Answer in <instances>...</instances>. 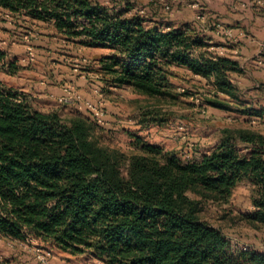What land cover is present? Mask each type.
Returning <instances> with one entry per match:
<instances>
[{"label":"trees","instance_id":"obj_1","mask_svg":"<svg viewBox=\"0 0 264 264\" xmlns=\"http://www.w3.org/2000/svg\"><path fill=\"white\" fill-rule=\"evenodd\" d=\"M126 6L0 0L1 10L48 24L69 43L109 50L99 73L111 87L171 104L175 71H184L211 85L201 107L237 105L264 122V109L249 108L234 82L244 74L240 63L210 51L198 24L146 20ZM6 59L0 51V74H16L17 64ZM100 130L92 117L64 119L34 109L0 78V236L25 241L30 235L106 264H264V255L234 249L203 217L207 204H228L246 181L254 209L246 220L264 230V133L226 128L208 153L184 162L139 137V152L112 149Z\"/></svg>","mask_w":264,"mask_h":264},{"label":"rangeland","instance_id":"obj_2","mask_svg":"<svg viewBox=\"0 0 264 264\" xmlns=\"http://www.w3.org/2000/svg\"><path fill=\"white\" fill-rule=\"evenodd\" d=\"M101 1L117 10L129 4L133 7L132 13L137 12L146 20L159 18L175 26L186 22L202 26L208 21L213 28L223 25L218 18L211 19L216 7L207 9L206 0ZM238 8V14L245 13L247 9L243 6ZM228 37L233 41L238 38L237 35ZM244 38H250V46L264 44L259 35L250 34ZM220 48L229 49L226 46ZM0 51L7 53L4 64L15 62L20 69L14 75L1 73L2 82L25 97L34 109L55 111L69 119L80 114L93 118L91 107L103 113L104 124L99 132L102 144L129 155L140 151L134 145L139 137L143 143L176 153L184 162L195 161L214 148L226 128H246L264 133V122L242 115L237 111V105L233 111L215 110L207 105L201 107L211 85L184 71H175L172 82L177 99L171 104H158L128 89L111 87L99 73L100 61L111 54L109 50L69 43L50 25L1 9ZM241 62L244 68L253 69L245 60ZM250 86L242 84L243 99L256 108L264 107V85L258 93L250 92ZM184 89L194 95H184ZM61 98H67L68 102L61 103ZM152 111L153 114L147 115ZM252 195L250 184L242 182L228 204H207L203 217L223 231L234 249L254 250L264 255V230L246 220V216L254 212ZM0 264L106 263L91 253L72 257L28 235L25 241L0 236Z\"/></svg>","mask_w":264,"mask_h":264},{"label":"crops","instance_id":"obj_3","mask_svg":"<svg viewBox=\"0 0 264 264\" xmlns=\"http://www.w3.org/2000/svg\"><path fill=\"white\" fill-rule=\"evenodd\" d=\"M206 1L207 9H214L216 7V10H214L215 15L212 16L211 19L218 18L217 20L222 21L223 23L222 26L217 25L216 28L212 27L210 21L206 22L205 25L199 26L202 31L201 34L206 39V42L213 45L210 48V51L239 62L241 67L244 69V74L234 76L235 84L241 91H243L241 86L243 83H246L251 85L248 89L250 92L258 93L261 89V85H264V64L258 65L256 63V59L260 56L264 44L262 42L261 44L257 43L254 46H250V38L245 39L244 37H249L250 34L254 36L259 35L262 37L261 40L264 41V0H221L220 2H214L212 0ZM240 6L247 8L245 13L238 14V7ZM223 11H225L226 14L223 13ZM229 35H237L238 38L233 41L230 40V37H228ZM221 46H226L229 49L220 48ZM220 49L222 52L219 51ZM244 60L246 61V64L252 65V70L244 68L243 63L241 62ZM196 78L201 79L199 77ZM247 106L256 110L264 109L263 106L256 108L248 102Z\"/></svg>","mask_w":264,"mask_h":264},{"label":"built area","instance_id":"obj_4","mask_svg":"<svg viewBox=\"0 0 264 264\" xmlns=\"http://www.w3.org/2000/svg\"><path fill=\"white\" fill-rule=\"evenodd\" d=\"M30 55H32V52H30ZM256 63L258 65H263L264 64V46L262 47L260 56L256 59ZM60 102L61 103H66V102H68V99L67 98H61ZM89 110H90V112H91V114L93 116L94 121L97 124H99L100 126H102L104 124L103 119H102L103 113H99L96 110L92 109L91 107H89Z\"/></svg>","mask_w":264,"mask_h":264}]
</instances>
